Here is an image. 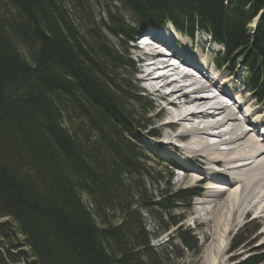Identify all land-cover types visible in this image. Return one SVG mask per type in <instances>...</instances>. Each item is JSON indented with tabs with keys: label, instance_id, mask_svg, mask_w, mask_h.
Segmentation results:
<instances>
[{
	"label": "trees",
	"instance_id": "16d2710c",
	"mask_svg": "<svg viewBox=\"0 0 264 264\" xmlns=\"http://www.w3.org/2000/svg\"><path fill=\"white\" fill-rule=\"evenodd\" d=\"M108 1L103 31L119 51L84 0H0V264H169L145 213L160 221L194 193L170 185L157 201L146 183L166 180L132 137L151 125L148 98L124 73L139 30L168 20L206 30L225 48L219 62L242 65L264 106V0ZM256 231L237 233L235 246ZM179 235L197 246L190 231Z\"/></svg>",
	"mask_w": 264,
	"mask_h": 264
},
{
	"label": "bare ground",
	"instance_id": "6f19581e",
	"mask_svg": "<svg viewBox=\"0 0 264 264\" xmlns=\"http://www.w3.org/2000/svg\"><path fill=\"white\" fill-rule=\"evenodd\" d=\"M169 42L167 44L159 37L136 45L141 51L140 61L144 63L141 79L146 88L175 108L174 111L167 110L166 106L162 109V116L168 120L156 131L162 133L164 142L171 148L175 140L183 142L178 149L184 153L186 161H198L208 171V174L197 172L177 162L185 169V174L177 178L178 182L190 175L192 184L201 180L210 184L205 188L202 200L196 203V212L205 214V220L210 224L206 234L210 243L204 264H230L232 257L227 256L230 246L226 241L233 225L250 213L264 219V139L251 124L261 109L253 108L240 89L236 94L242 97V104L237 105L232 95L236 85L230 77L221 74L217 79L206 74L198 77L171 63V59L179 57L181 65L193 69L198 58L197 55L182 54L173 46L172 38ZM168 46L172 48L170 57L165 52L169 51ZM203 65L202 69L206 70ZM256 119L257 124L263 125L264 117ZM247 125L254 127L248 129ZM258 237L264 246V227Z\"/></svg>",
	"mask_w": 264,
	"mask_h": 264
},
{
	"label": "rangeland",
	"instance_id": "374dc122",
	"mask_svg": "<svg viewBox=\"0 0 264 264\" xmlns=\"http://www.w3.org/2000/svg\"><path fill=\"white\" fill-rule=\"evenodd\" d=\"M84 1L87 4V6L90 8L91 13L97 18L96 22L103 31V26L104 24H106V21L108 19L107 7H109L110 12H112L113 5L109 3L108 0H84ZM123 13H125V11H123ZM128 15L126 20H131V16L129 15L128 17ZM100 16L104 18V22H102L103 19H99ZM258 19L259 17L257 16L248 24L249 31L252 30L251 34H255L253 28L257 27ZM167 23H171L173 26L177 27L173 21L168 20ZM151 27L152 28H147L145 31L149 30L152 35L153 34L162 35L163 32L169 33L175 44L177 43L184 44L181 49L185 51L191 50L195 55H197V58H198V53L200 55L203 51L207 50V39L209 37L203 31H198L196 29L194 39L191 40V38L184 36L179 32H178V36L175 37L168 30L156 29L155 25H152ZM103 32L105 33L107 38L110 39V41L116 45V49L118 51L119 49L120 50L122 49V46H120L119 44L118 38L114 37L113 35H109L107 30H104ZM139 37H140V32H137L136 39ZM136 39H135V34H133L132 39L129 41L128 45L126 46L129 56L134 62V66L133 68L124 71V73H127L126 77L129 78L131 84L137 88V91L142 96L148 98L150 105L147 106V113L149 114L148 118L150 120L151 125L146 132L152 133V130H154L155 134L152 136H148L146 135L147 133L145 132L141 137H138L136 135H133L132 137L135 138L139 148L145 149V156L149 159V161H147V165L151 167L152 170H150L148 167L147 169L152 172L155 171L156 174L158 172H161L162 175L160 176H164L166 180L164 182L160 181L158 185L153 184L151 180L147 181L146 183L151 190H157V189L159 190L155 192L157 201L161 200V198H164L160 193L161 190L166 191L170 185H171V189L174 191L173 193L181 189H187L190 193H194V194L195 193L200 194L201 192L203 196V193L205 192L204 190L206 188L205 183L192 184L191 183L192 176L190 175L182 182L177 181V178L179 176L180 177L183 176L182 171L176 170L175 166L181 167L180 165H178V163L184 164L183 160L185 159L186 156L178 149L184 143L175 140L174 146L173 148H171L168 146L167 142H164V137L162 133H158L156 131L162 123L168 120L167 118L164 117V115L162 116L163 113L162 109H164L163 107L166 106L165 108L169 111H174L175 108L169 106L167 101L162 100V97L160 95L158 96L157 93L146 88V83L141 79L142 77L141 69H142V64H144L142 61H140L141 51L136 49V45H138V43L143 39H141L140 41ZM163 40L166 41L167 44H170L169 40H165V39ZM192 44H194L193 47H191ZM210 46H211L210 48L211 50H207L206 55L208 54V51L210 53V52H214L215 49L216 50L221 49L218 45L214 43H211ZM201 47H203L204 49L201 50L200 49ZM181 53L184 54L183 51H181ZM144 69L147 70L148 68L146 69L145 66ZM229 70H230V66L229 67L226 66L223 70H221L223 72V76L227 77V73ZM245 74H246V70H244L243 66H241L239 70L235 71V75H231L228 77H230V80L231 82L234 83V86L236 85L235 86L236 88L234 90L235 93H237L239 89L242 90L245 96L243 98L246 99L249 98L253 105V108L255 107L261 109V112L255 115L257 117H254L252 119V122L253 123L256 122L257 124L256 118L264 117V106L262 104H259L248 91H245L246 88L242 84V76L243 75L245 76ZM233 83H231L232 86ZM167 90L168 89H165V91ZM138 115L140 116V114ZM259 127H260L259 134L262 135L261 131L264 130V121H263V125L260 124ZM247 128L251 129L253 127L252 125H247ZM222 146L224 147L225 145ZM167 150H170V152H172V154L176 157V159L171 158L168 155ZM169 162L172 164L176 163V165H173L172 167V165H170ZM190 164L196 165L197 162L196 161L190 162ZM200 172L208 174V171L205 170L204 167L201 168ZM173 193L169 192L168 195L171 196ZM201 199L193 197L192 199L187 200L184 203L177 202L176 203L177 207L174 206L170 210L163 211L162 220L160 221L153 218L152 215H148V212L145 213L146 217L148 218V230L152 233L154 232L157 233L154 237H152L151 245L154 247L155 251L158 254H160L161 258L165 262L169 264H204L205 253L207 251V246L210 243V237L209 236L206 237V234L209 233L210 231L209 230L210 224L205 220L206 218L205 214H203L202 212L201 214L196 212V203ZM200 215L201 218L199 217ZM171 218L174 219L176 218L178 220L177 221L178 223L176 225L171 226L172 224L170 223ZM161 222H164V224L168 223L170 227L168 229H165L166 227H164V225L162 226ZM247 224H249L248 227H246ZM254 226H257V231L253 233L252 238H250V240L246 239L248 241L236 247L235 246L236 242L233 241V237L238 233V234H243V237L247 238L251 233V231L253 230ZM263 227H264V219L254 216V213L244 215L239 219L237 223L233 225L226 241V244L230 246L227 256L232 257L230 264H246L248 257L251 256H260V258L263 259L262 264H264V246L261 245L262 239L258 237ZM179 229H182V231L185 232L186 231L191 232V235L195 238V241L197 243V246H195V248L186 249L185 246H183V243L180 240ZM19 264H24V263L22 262Z\"/></svg>",
	"mask_w": 264,
	"mask_h": 264
}]
</instances>
